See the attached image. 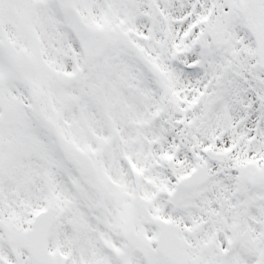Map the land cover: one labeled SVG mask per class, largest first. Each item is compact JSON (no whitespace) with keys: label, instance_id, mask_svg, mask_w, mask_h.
Segmentation results:
<instances>
[{"label":"snow or ice","instance_id":"6c2138e0","mask_svg":"<svg viewBox=\"0 0 264 264\" xmlns=\"http://www.w3.org/2000/svg\"><path fill=\"white\" fill-rule=\"evenodd\" d=\"M0 264H264V0H0Z\"/></svg>","mask_w":264,"mask_h":264}]
</instances>
